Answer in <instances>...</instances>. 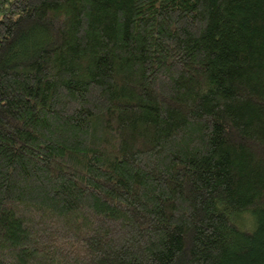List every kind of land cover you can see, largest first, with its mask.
Wrapping results in <instances>:
<instances>
[{
  "label": "trees",
  "instance_id": "trees-1",
  "mask_svg": "<svg viewBox=\"0 0 264 264\" xmlns=\"http://www.w3.org/2000/svg\"><path fill=\"white\" fill-rule=\"evenodd\" d=\"M0 264H264V0H0Z\"/></svg>",
  "mask_w": 264,
  "mask_h": 264
}]
</instances>
